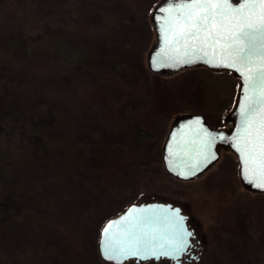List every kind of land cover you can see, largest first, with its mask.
<instances>
[{"label": "rangeland", "instance_id": "374dc122", "mask_svg": "<svg viewBox=\"0 0 264 264\" xmlns=\"http://www.w3.org/2000/svg\"><path fill=\"white\" fill-rule=\"evenodd\" d=\"M159 2L0 0V264H107L106 222L150 202L188 210L206 238L196 264H264L263 194L232 153L195 181L164 169L174 118L225 127L239 83L206 68L138 74L128 57L147 65Z\"/></svg>", "mask_w": 264, "mask_h": 264}, {"label": "water", "instance_id": "95a60500", "mask_svg": "<svg viewBox=\"0 0 264 264\" xmlns=\"http://www.w3.org/2000/svg\"><path fill=\"white\" fill-rule=\"evenodd\" d=\"M229 3L233 9L243 4L242 11L221 16L219 4L211 7L203 0H160L152 12L150 20L155 32V42L147 54V68L151 74L168 78L184 70L206 68L213 72H230L239 83L235 104L225 117V127L214 128L202 114L177 115L163 145L162 160L169 176L178 181L189 182L205 176L216 167L222 153L229 152L237 158L240 165L242 186L251 193L264 194V187L256 186L264 183V176L253 171L251 164L248 165L249 172L245 173L244 156L236 147L237 144L241 147L245 144L242 131L243 109L255 96L249 88V82L264 70V55L261 54L264 53V46L259 35L255 36L257 54L252 57L251 66L245 67L239 63V56L247 52L249 47L248 41L241 39L240 34L249 31V25L252 26L251 30L264 27V5L260 0H229ZM211 13H216L215 26L207 32L200 30L196 37L189 36V33L197 31L191 25L198 18ZM229 62H235L240 71L233 67H224ZM261 119H264V112L257 117V120ZM256 127L254 123L253 130ZM205 133L211 136L223 135L224 140L231 138V142L216 139L209 149L206 147L209 136ZM210 152L215 154L214 158L206 159ZM249 179L252 183L248 182ZM145 219L148 223H143ZM105 229H108L107 237ZM182 229L192 233L187 237L190 246L193 230L189 228L188 217L182 213L181 208L163 202L130 205L108 220L102 228L99 240L100 257L104 262L118 264L116 260L105 258L103 244L106 240H123L132 232L150 243L155 255L147 259L128 257L119 264L131 260L139 263L158 262L163 259L178 263L189 246L179 255V259L159 254L165 251L175 254V249L185 239Z\"/></svg>", "mask_w": 264, "mask_h": 264}, {"label": "snow or ice", "instance_id": "6c2138e0", "mask_svg": "<svg viewBox=\"0 0 264 264\" xmlns=\"http://www.w3.org/2000/svg\"><path fill=\"white\" fill-rule=\"evenodd\" d=\"M192 2H196V0H192ZM203 2L207 6L211 7H216V5L219 4L221 8L219 14L221 16L230 15L233 11L239 12L243 9V4L233 9L229 0H203ZM260 2L264 5V0H260ZM215 16L216 13H211L198 18L196 23L191 25L193 28H196L197 31L189 33V36L196 37L199 35L200 30L207 32L211 27H214L216 23ZM249 29V31H244L240 34V38L247 40L249 44L247 52L243 53V55L238 58L239 63L243 64L245 67L251 66L252 57L257 54L255 36L259 35L262 38V46H264V27L257 30H251L252 26L249 25ZM261 54L264 55V53ZM224 67H233L236 71H240V69L236 67L235 62L226 63L224 64ZM249 88L253 93H255V96L245 109H243L242 131L245 138V144L243 147L237 144L236 147L237 151H240L244 156L245 173L249 172L248 165L251 164L253 165V171H258L262 176H264V119L257 120L258 115L264 112V70L260 71L255 78L250 80ZM254 123L257 125L255 130H253ZM205 134L209 136V139L206 142V147L209 149L216 139H220L226 143L231 142V138L224 140L223 135L211 136L208 133ZM214 156L215 154L210 152L206 159L214 158ZM257 157H259V159H257ZM248 182L252 183V180L249 179ZM256 186L264 187V183H258ZM143 223H148V220L145 219ZM110 227L111 225H109V228ZM137 227H139V225H137ZM182 231L184 232L185 239L182 244L177 246L175 254L165 251L161 252L159 255L170 256L172 259H179V255L189 246L187 237L192 235L191 232H186L183 229ZM105 236H108V229H105ZM103 252L106 259L116 260L118 264L120 261L128 257L147 259L150 256L155 255L150 243L143 240L138 234H133L132 232H130L123 240L115 242L106 240L103 244ZM157 258L159 257L157 256Z\"/></svg>", "mask_w": 264, "mask_h": 264}, {"label": "flooded vegetation", "instance_id": "af4514ba", "mask_svg": "<svg viewBox=\"0 0 264 264\" xmlns=\"http://www.w3.org/2000/svg\"><path fill=\"white\" fill-rule=\"evenodd\" d=\"M173 205L181 208L183 214H185L188 217V224H189V228L193 230V237L191 239V244L187 249V252L183 254L180 260H178L179 261L178 263L173 260H165V261L169 262L170 264H196L201 260V257L203 256V249H204V245L206 244V238L205 236L202 237L199 236V231L196 228L198 226L195 225V220L188 214V210L180 205H176V204Z\"/></svg>", "mask_w": 264, "mask_h": 264}, {"label": "trees", "instance_id": "16d2710c", "mask_svg": "<svg viewBox=\"0 0 264 264\" xmlns=\"http://www.w3.org/2000/svg\"><path fill=\"white\" fill-rule=\"evenodd\" d=\"M122 59L124 60V55H123V57H122ZM130 59L133 61V63H132V67H134L135 69H136V71L138 72V74L139 75H141V76H143V77H145V76H147L148 75V72H149V70H148V68H147V65H146V63L144 62V60L142 59V58H139V57H133V56H129L128 57V60L130 61ZM128 60H127V57H125V61L126 62H128ZM196 69H193V70H187V71H183V72H192V71H195ZM150 73V72H149ZM155 77H156V75H155ZM132 120L135 122L134 123V127L132 128V130H131V132H133L134 134H135V139H137V140H139L140 139V136L142 135V133H141V129H140V127H139V124H138V121L136 120V119H133V118H131L130 119V121L132 122ZM140 142V141H139ZM261 197H263L262 198V200H260V203H262V204H264V194L263 195H260ZM250 209H251V205H248V206H246V205H244L243 206V210H244V212H245V215L246 216H248L249 214H252L254 211H256L257 210V208H254V211H250ZM3 215H4V213H3ZM1 216V215H0ZM3 218H4V220H7L8 219V216L7 215H5V216H3ZM250 220H252V218H251V216L250 217H248ZM135 262V261H134ZM107 264H113V263H108V262H106ZM136 263V262H135ZM134 263V264H135ZM126 264H132L131 262H128V263H126ZM144 264V263H143Z\"/></svg>", "mask_w": 264, "mask_h": 264}]
</instances>
